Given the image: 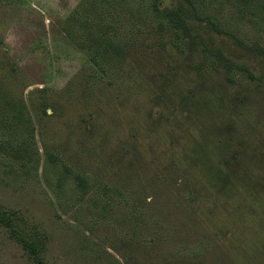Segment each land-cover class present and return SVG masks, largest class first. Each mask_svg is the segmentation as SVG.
I'll return each mask as SVG.
<instances>
[{
	"label": "rangeland",
	"instance_id": "obj_1",
	"mask_svg": "<svg viewBox=\"0 0 264 264\" xmlns=\"http://www.w3.org/2000/svg\"><path fill=\"white\" fill-rule=\"evenodd\" d=\"M80 1L0 2V78L6 96L0 100V205L18 210L48 237L41 264H264V245L247 240L252 239L253 227L238 228L242 238L231 243V228L226 227L230 204L225 210L220 201L213 208L216 204L202 196L192 174H183L182 167H173L167 158L172 150L183 155L179 142L188 138L192 145L216 137L230 141L227 150H219L232 155L241 149L243 162L264 154V82L211 67L199 76L202 55L192 54L182 37L171 60L178 66L177 84L201 108L208 107V113L181 114L175 134H169L162 118L164 113L174 117L154 97L163 88L150 78L154 73L168 74L169 68L143 65L142 71L154 82L152 100L147 96L135 103L125 101L123 89L109 87L108 77L62 30ZM163 1V6L170 4ZM263 3L256 0L254 12L253 6L225 1L209 2L207 8L226 32L220 46L249 62L256 73L264 72V56L256 50L264 48ZM140 41L149 45V35ZM171 82L169 75L168 92ZM213 90L227 103L224 117L216 110ZM44 99L50 104L46 114L36 109ZM193 132L196 138H191ZM9 142L28 147L36 161L27 167L13 162L6 152ZM48 144L57 145L93 185L89 193L76 196L66 183L71 199L78 197L69 214L59 210L43 177ZM118 188L121 195L114 193ZM106 196H116L119 202H112L113 208L107 206L102 214L96 203ZM250 202L248 222L258 224L264 203ZM212 209L219 223L210 221ZM0 264L40 263L29 259L0 226Z\"/></svg>",
	"mask_w": 264,
	"mask_h": 264
},
{
	"label": "trees",
	"instance_id": "obj_2",
	"mask_svg": "<svg viewBox=\"0 0 264 264\" xmlns=\"http://www.w3.org/2000/svg\"><path fill=\"white\" fill-rule=\"evenodd\" d=\"M213 1L234 3L244 8H250L256 3V0H170L169 5L163 6V0H81L62 23V30L67 38L108 77L109 87L123 89L125 101L133 99L132 103H135L139 98L147 96L152 100L154 82L161 84L163 88L161 93L154 97L163 102L166 110L174 117L167 118L164 113L166 120L162 118L164 120L162 125L169 134H175L173 127L178 126L177 121L181 114L208 113V107L201 108L195 103L197 99L195 97L189 99L185 91L181 93L182 87L177 84L178 66H173L171 60L175 55L173 51L176 52L181 46L182 37L188 40L192 54L196 52L202 55L204 63L197 67L199 76L204 74L202 72L204 68L208 70V67H211L218 72L222 69L235 70L264 82V72L256 73L249 62L232 55L228 49L220 46L219 41L226 32L221 22L208 13V3ZM255 10V6L250 9L252 12ZM144 34L150 37L149 45H145L144 42L140 44V37ZM256 50L264 56V48L256 47ZM146 63L166 65L169 68L168 74L154 73L150 77L154 81L152 82L142 71V66ZM182 66L180 63L179 68ZM169 75L172 82L168 92L166 83L169 82ZM4 88L5 83L0 78V100L6 98ZM212 95L216 110L224 117L226 113L223 111L227 103L221 100L214 90ZM165 97H168L167 101ZM44 100L36 109L46 114L50 104ZM192 106L197 109H192ZM194 137L196 138V135L193 132L191 138ZM189 139H184L185 143L179 142L185 156L172 150V154H167L169 163L176 168L181 166L183 174L188 171L192 174V179L202 192V196L216 204L213 208H217L220 201L225 210L227 203L230 204L227 210L231 216L230 224L226 227L231 228L228 235L231 243L240 242L242 238L238 235L240 231L238 228L248 229L250 228L248 226H251L254 233L251 240L248 237V242H261L264 245V212L257 217L258 224L248 222L246 213L248 209H253L251 199L264 203V154L252 156L243 162L239 154L242 152L241 149L235 150L237 153L234 152L232 155L219 150V148L227 150L230 141L220 143L216 137L210 142L198 140L192 145ZM44 148L46 156L44 180L52 190L59 210L63 214H69L76 208L78 197L76 201L71 199L73 195L66 189V183H71L76 190V196L80 193H89L93 185L88 174L78 170L73 165L74 162L57 145L48 144ZM29 151L28 147L9 142L6 152L13 162H20L22 166L27 167L36 161V157ZM30 171L31 169L27 173ZM114 193L121 195V190L115 189ZM112 202H119L116 196H106L96 204L100 203L98 207L103 214L107 206L113 208ZM239 209L242 211H238ZM136 210L134 208L132 214ZM214 210H209L208 216L211 222L219 223L214 219ZM0 226L7 230L11 239L20 244L29 259L40 264L43 262L48 237L35 226L31 227L18 210L0 205Z\"/></svg>",
	"mask_w": 264,
	"mask_h": 264
}]
</instances>
